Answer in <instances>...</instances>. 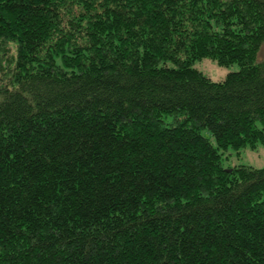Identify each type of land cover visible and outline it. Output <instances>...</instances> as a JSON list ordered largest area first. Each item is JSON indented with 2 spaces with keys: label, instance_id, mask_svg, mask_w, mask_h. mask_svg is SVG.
Instances as JSON below:
<instances>
[{
  "label": "trees",
  "instance_id": "1",
  "mask_svg": "<svg viewBox=\"0 0 264 264\" xmlns=\"http://www.w3.org/2000/svg\"><path fill=\"white\" fill-rule=\"evenodd\" d=\"M263 45L264 0H0V264H264V168L222 166Z\"/></svg>",
  "mask_w": 264,
  "mask_h": 264
},
{
  "label": "rangeland",
  "instance_id": "2",
  "mask_svg": "<svg viewBox=\"0 0 264 264\" xmlns=\"http://www.w3.org/2000/svg\"><path fill=\"white\" fill-rule=\"evenodd\" d=\"M259 58H264V45L259 54ZM192 67L213 81H222L228 73L238 70L237 64L228 67H221L215 61L208 58L196 60ZM203 135L215 145L214 139L208 132L204 131ZM238 165H246L256 169L264 168V145H257L254 149L245 147L238 151L229 148L222 153V166L225 169Z\"/></svg>",
  "mask_w": 264,
  "mask_h": 264
}]
</instances>
